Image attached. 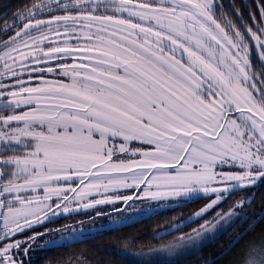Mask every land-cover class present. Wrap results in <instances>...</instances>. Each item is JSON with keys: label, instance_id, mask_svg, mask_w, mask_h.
<instances>
[{"label": "snow or ice", "instance_id": "1", "mask_svg": "<svg viewBox=\"0 0 264 264\" xmlns=\"http://www.w3.org/2000/svg\"><path fill=\"white\" fill-rule=\"evenodd\" d=\"M244 8L237 0L0 6V264H42L85 238L87 230L53 227L61 217L107 215L119 226L134 208L207 201L199 217L264 186V0ZM254 200L237 199L144 254L171 255ZM262 221L264 207L233 243ZM237 257L229 264H264V237ZM51 264L85 260L72 250Z\"/></svg>", "mask_w": 264, "mask_h": 264}, {"label": "trees", "instance_id": "2", "mask_svg": "<svg viewBox=\"0 0 264 264\" xmlns=\"http://www.w3.org/2000/svg\"><path fill=\"white\" fill-rule=\"evenodd\" d=\"M250 1L253 5L254 0ZM24 2L25 0H0V6L5 3L20 5ZM237 3L243 4L244 1L237 0ZM254 196L255 200L247 208V219L238 218L226 231L191 253L174 260H159L149 262V264H205L206 261L210 260L215 261V264H229L230 261H234L235 255L245 243L264 236V221H262L251 231L245 233L230 250L226 251L233 244L235 238L260 215L261 207H264V186L257 187ZM203 204L204 201L197 200L126 225L97 231L79 241L66 245L63 249L50 251L43 258L42 264H51L54 259L62 254L66 257L72 250H77V255L85 260V264H144L143 261L129 255L130 252L155 248L161 243L175 240L181 233H189L198 227L202 220L186 225L175 232L158 235L197 211ZM252 213L254 215H250ZM76 220H78L77 216L63 217L52 226H66ZM222 253L223 255H221Z\"/></svg>", "mask_w": 264, "mask_h": 264}, {"label": "rangeland", "instance_id": "3", "mask_svg": "<svg viewBox=\"0 0 264 264\" xmlns=\"http://www.w3.org/2000/svg\"><path fill=\"white\" fill-rule=\"evenodd\" d=\"M243 1H244L243 4H240V3H238V4L241 5V11L246 12L244 5L248 4L249 6H251V1L250 0H243ZM257 183H259V182H257ZM255 190H256V188L248 186L246 188V192H237L234 196L228 198L226 200V202H221L219 205V208H217L216 206H213L212 208L207 209L206 212L199 217L194 215V213L198 211L197 210V211L189 214L185 219L180 220V222L177 223L176 225L160 232L158 235H165V234L170 233V232H175L178 229H180L186 225L192 224L194 222H197L199 220L206 219V220L211 221L216 216L218 211H223V210L227 209L230 206V204L233 203L235 200H237V199L247 200L250 196H254ZM161 203L163 204V202H161ZM204 203H207V201H204ZM154 204H155V202H153V205H149V207L154 208ZM144 206L145 205H140V207H144ZM175 207H178V206H175ZM175 207H169V206L165 205L160 209L154 208V210L151 213H144V214H134V213H138V208H134V209H132L131 212L126 213V215L130 216L131 218L129 220H127L125 223H123L122 225L132 223L134 221H137V220L142 219V218L147 217V216L154 215L156 213L165 212V211L172 209V208H175ZM241 208H243L242 205L239 208H237L235 211L238 213ZM247 208L243 209V215H240L239 218L240 217H243V218L247 217V212H248ZM122 214H124V213H122ZM77 217H78V220H76V221H84V222L83 223L72 222V223H68L66 226L71 225L74 229L87 230L85 233V237H87V236H89L92 233H95L97 231H101V230L96 229V226L101 225V224H103L102 230H108L111 228L122 226V225L115 226V225L109 223V216H107V215L94 217L93 219H90V220H85V217L82 215L77 216ZM61 218H63V217H61ZM61 218H59V219H61ZM237 219L238 218L233 217L232 220L218 222V225L216 228L210 229L206 233V235L201 236L194 243H186V244L181 245L177 249V251L171 255H167L164 253L158 254L155 251L151 252L150 254H144V250H147V249L131 251L129 255H131L132 257H134L140 261L151 262V263L159 261V260H174V259L180 258V257H182L188 253L195 251L197 248H199L200 246H202L206 242L215 239L218 235H220L222 232L226 231L232 224H234ZM181 222H183V223H181ZM189 233H187L185 235H188ZM179 237H177L175 240L179 239ZM175 240H173V241H175ZM256 242L258 243L259 240L257 239ZM155 248H149V249H155ZM236 259H238L237 254L235 255L234 260H236Z\"/></svg>", "mask_w": 264, "mask_h": 264}, {"label": "water", "instance_id": "4", "mask_svg": "<svg viewBox=\"0 0 264 264\" xmlns=\"http://www.w3.org/2000/svg\"><path fill=\"white\" fill-rule=\"evenodd\" d=\"M252 229H253V228H252ZM252 229H251V230H252ZM241 238H242V237H241ZM241 238H240V239H241ZM236 243H237V242H236ZM236 243H233V244L231 245V247L234 246ZM231 247H230V248H231Z\"/></svg>", "mask_w": 264, "mask_h": 264}]
</instances>
